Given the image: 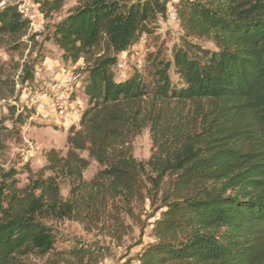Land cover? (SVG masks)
<instances>
[{
  "label": "trees",
  "instance_id": "16d2710c",
  "mask_svg": "<svg viewBox=\"0 0 264 264\" xmlns=\"http://www.w3.org/2000/svg\"><path fill=\"white\" fill-rule=\"evenodd\" d=\"M65 1L36 3L49 20ZM19 2L0 0V44L14 50L37 37L29 36ZM169 4L181 43L170 59L150 52L118 80L119 56L166 19ZM47 31L43 41L62 61H83L86 107L78 128L68 129L65 157L47 153L49 176L23 190L2 176L0 264L50 255L56 264H98L92 246L57 251L53 223L97 221L107 202L140 198L143 178L152 203L160 193L152 217L160 215L150 230L155 242L136 255L138 264H264V0H77ZM27 67L23 82L33 80ZM146 129L152 152L143 164L132 142ZM89 159L101 169L86 181ZM60 179L70 185L66 201Z\"/></svg>",
  "mask_w": 264,
  "mask_h": 264
},
{
  "label": "rangeland",
  "instance_id": "374dc122",
  "mask_svg": "<svg viewBox=\"0 0 264 264\" xmlns=\"http://www.w3.org/2000/svg\"><path fill=\"white\" fill-rule=\"evenodd\" d=\"M19 10L29 21V36L37 34L35 41L29 43L23 38L22 46L14 50L10 45L0 44V186L2 176L10 175V180L17 190H23L31 180L49 176L45 170L46 155L54 150L58 156L65 157L68 146L66 136L71 126L78 128L79 120L72 125H61L51 117L44 119L42 114L51 113L54 102L68 97L74 106L80 103L83 113L86 107L85 96L81 88L84 78V64H70L62 61L59 49L52 43L43 41L49 27L62 19L77 5V0H66L60 12L54 13L45 20L38 10L36 0H19ZM179 0H174L178 2ZM183 32L176 20L171 4L168 5L166 19H159L153 26L150 35L142 36L137 44L129 48L118 58L113 73L118 80L128 76L133 69L141 68L146 55L161 51L170 59L174 47L181 43ZM193 40V39H192ZM200 46L214 49L211 42L194 40ZM25 65L32 67V81L23 82ZM58 84L57 91H51ZM48 93L46 104L40 108L38 97ZM45 111L38 113V110ZM21 115L22 123L17 121ZM151 141L148 130H143L132 142V155L137 162L147 163L151 156ZM87 158L86 153L81 154ZM101 167L92 159L83 171V178L91 180ZM147 174L150 171L147 169ZM143 193L140 198L128 203L124 200L107 202L104 213L97 221L85 222V225L73 220L64 219L54 222L56 229L55 249L62 251L80 245L92 246L99 254L98 264H130L136 255L145 247L152 246L155 239L151 237L152 223L160 212L153 214L160 205V193L152 203L146 197L151 188L149 181L142 179ZM168 178L163 180L161 190L167 191ZM61 201L69 198L68 180H58ZM152 203V205H151ZM5 205V203H3ZM18 264H56L54 256L44 258L28 257ZM78 264L75 260L66 263Z\"/></svg>",
  "mask_w": 264,
  "mask_h": 264
},
{
  "label": "built area",
  "instance_id": "2783aa9c",
  "mask_svg": "<svg viewBox=\"0 0 264 264\" xmlns=\"http://www.w3.org/2000/svg\"><path fill=\"white\" fill-rule=\"evenodd\" d=\"M58 84L53 85L50 90L51 91H57L58 90ZM48 94V93H47ZM47 94L42 93L39 95L38 100L41 102L40 108H43L46 104L45 100L47 97ZM68 97L60 98L54 102L51 113L42 114L44 119H47L46 117H51L54 119L55 123L61 124V125H72L75 124L82 116L81 110H80V103L75 104L72 106L68 102ZM38 113L45 112L41 111L40 109L37 111ZM130 264H138L135 260L132 261Z\"/></svg>",
  "mask_w": 264,
  "mask_h": 264
}]
</instances>
